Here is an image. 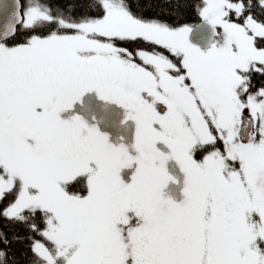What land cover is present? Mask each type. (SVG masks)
<instances>
[{"label":"snow or ice","instance_id":"snow-or-ice-1","mask_svg":"<svg viewBox=\"0 0 264 264\" xmlns=\"http://www.w3.org/2000/svg\"><path fill=\"white\" fill-rule=\"evenodd\" d=\"M0 221V264H264V0H0Z\"/></svg>","mask_w":264,"mask_h":264},{"label":"trees","instance_id":"trees-1","mask_svg":"<svg viewBox=\"0 0 264 264\" xmlns=\"http://www.w3.org/2000/svg\"><path fill=\"white\" fill-rule=\"evenodd\" d=\"M183 22H188V23H194V22H198L197 21V18L194 17L193 15L189 14L187 17H186V20L183 21ZM2 221H0V226H2ZM39 238V237H38ZM19 255V252L17 253Z\"/></svg>","mask_w":264,"mask_h":264}]
</instances>
